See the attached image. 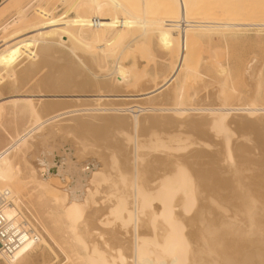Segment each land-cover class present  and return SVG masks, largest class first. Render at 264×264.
<instances>
[{"label":"bare ground","instance_id":"6f19581e","mask_svg":"<svg viewBox=\"0 0 264 264\" xmlns=\"http://www.w3.org/2000/svg\"><path fill=\"white\" fill-rule=\"evenodd\" d=\"M52 1L37 0L38 4L33 9L44 16L51 15L55 8L46 10L44 7ZM30 4L33 5L32 1ZM145 7L142 5L143 10ZM89 11V17L84 16L83 10L78 8L75 16H64L57 21L46 19L40 24L32 22L26 26L17 25L0 41L1 68H4L5 77L10 79L7 82L10 85L7 86L15 88L9 100L0 97L3 102L0 109L5 114L24 115L29 119L28 128L21 133L16 132L11 137L12 142L0 152V196L8 195L11 201V205L5 209L7 217L19 219L21 195L29 187L27 184L32 183L36 192L31 193H37V202L46 207V217L52 230L60 234L63 243L59 245L69 249L66 259L72 264H264L263 63L254 59L257 62L254 64H261L260 68L251 65L247 71L250 73L247 75L250 76L249 80L256 84L255 91L240 94L235 92L234 84L229 85L231 79L228 67L217 63L214 72L217 77L221 74L222 80L218 82L217 88L214 87L215 92L208 93L206 98L209 101L203 104L202 97L197 99L194 93L188 95L184 84L178 82L180 66L175 60L170 77L176 82L170 87L171 90L157 93L155 83L152 84V90L155 89L153 93L136 89L137 83L128 85L132 88L135 86V91L124 89L126 81L134 83L135 75L131 80V76H125V68L122 67L125 75L119 69L124 54L132 53L134 44L140 43V40L143 41L141 45L145 44L152 36L149 33L153 31L156 34L164 31L161 33L163 36H159L160 33L157 35L159 48L173 52L180 46L184 50L191 45L184 43L179 47L174 46L172 35L176 31L186 33L191 32L189 29H197V32L208 33V30L213 29L219 33L222 26L218 24L226 23L228 29L224 27L222 32L227 33L232 29L235 32L236 25H233L240 26L241 23H235L236 19L231 18L236 17L230 15L225 16L230 19H226L227 22L221 15L222 20L216 21L217 24L213 20H209L213 24L209 21L200 24L194 20L192 23H183L185 21L180 19L167 22L170 21L168 19L165 23H162L165 19H161L156 23L146 21L148 17L144 21L145 16H141L144 12L140 15L143 19L135 20L134 15L137 13L133 14L119 0H91ZM116 13L122 18L112 21ZM94 18L98 21H94ZM109 25L113 26L111 31H115L110 36ZM241 25L256 27L257 31L264 29V24L259 22ZM139 28L143 29L144 34L148 29L153 31L145 35L140 32L135 34ZM168 28L174 29L175 33L172 34V30L167 32ZM74 29H80V32L76 34ZM181 32L176 35L180 36ZM117 33L122 35L116 38L114 34ZM223 33L224 39L227 38ZM74 34L82 37L84 43L68 37ZM13 39L21 42L9 46L8 42ZM125 40L129 43L124 44ZM213 44L214 41L207 48ZM182 52H179L181 58ZM188 52L191 53L187 50L185 54ZM183 60L193 62L188 58V61ZM135 66H130L132 69L129 73ZM209 66L212 68V65ZM45 68L52 70L43 72ZM44 73L43 82L38 80L32 83ZM114 74H118L116 76L120 84L121 80H126L122 85L119 84L120 88L123 86L121 89L125 95L117 90L119 85L116 88V78H112ZM186 81L184 79L183 83ZM94 84L103 86L105 90H98ZM26 85H30V89L23 90ZM132 99L137 100V105L130 102ZM191 102L194 103L188 108ZM147 104L148 107H143ZM138 105L141 107L137 109L141 108L140 112H146L143 113L146 116L137 113L130 115V122L129 117L128 120L123 117L126 114L119 117L118 113H125ZM108 115L114 118L105 120ZM167 117H171V120ZM173 124L179 129L176 131L177 128L174 130L173 127L174 132H170L168 129L171 130ZM185 126H192L196 134L183 133L184 129L181 131V128ZM231 127H236V130ZM236 131L241 133L237 134L240 137L236 136ZM57 133L73 135L72 146L76 147L77 155L75 160L79 164L83 161L80 165L89 171L85 186L70 185L67 176L64 180L67 185L62 184L64 187L58 189L48 179L38 176L33 166L28 177L30 180L26 181L22 177L18 163L20 153L24 149L39 148L27 147L33 146L36 139L40 146L49 145L53 142L50 138L53 135L56 137ZM44 154L46 156V152ZM49 156L46 157L51 159ZM64 157L67 158L65 154ZM24 160L27 161L26 158ZM39 160L37 164H40V172L47 173L45 162ZM56 161L61 163L62 159L56 158ZM62 168L59 169L60 173ZM60 173L56 172L55 179L63 175ZM22 217L28 220L26 216ZM44 230V234L54 243L51 230ZM38 233L40 240L37 245L29 243L14 257L3 258L4 263L30 264L28 257L37 247H44L54 253L45 236Z\"/></svg>","mask_w":264,"mask_h":264},{"label":"rangeland","instance_id":"374dc122","mask_svg":"<svg viewBox=\"0 0 264 264\" xmlns=\"http://www.w3.org/2000/svg\"><path fill=\"white\" fill-rule=\"evenodd\" d=\"M31 1H32L33 5L30 4ZM33 1H35V2L33 3ZM119 1L126 8L127 7L130 8L133 11V14L137 13L136 15H138L139 17L137 16V18H138L137 19L136 15H134L135 20H139V19L141 20L144 18L143 20L145 21L146 18L148 17L146 20L148 22H156L157 23V22H160L161 19H162V21L165 19V21L162 22V23H165L168 19L170 21H167V22H171V19H174L175 21H176V19H178V20L180 19L182 21H185L183 23H189V22L192 23L194 20V21H196V23L201 22L203 24L204 22L208 23L209 20L210 21L213 20L212 22L221 21L222 19L226 20L227 18L225 16L230 15V16L236 17V18H234V17L231 18L229 16V18H231V19H234V20L236 19L235 23L236 22L238 23V21H239V23L246 24V25L247 24L251 25V23L253 25V23L255 24V22H256V24H258V22L261 24H264V0H171V1H169L170 3L167 2L168 0H153L155 2H153L152 0L151 1H149V0H119ZM160 1L162 2V4ZM90 2H91V0H63L62 2H60V0H53L52 3H50L49 6L44 7V9L50 10V9L55 8L54 13H52L51 15L44 16L40 12H35L33 9L38 4L37 0H0V35H1L0 41L3 40V38H5L7 35H9V33H11L14 30L13 28H15V26H17V25H19V27L21 25L26 26L27 24L32 23V22H38L40 24L42 21H44L46 19H52L54 21H57V20L62 19V17H64V16L65 17L66 16H69V17L75 16V15H77V9L78 8H81L83 10L84 16L89 17V16H91L90 11H89V3ZM146 2H147V4L145 7ZM171 2H173V3H171ZM190 4H192V6L193 5L194 6L190 7L191 6ZM142 5H144V7L146 9V10L144 9L145 11L143 10ZM178 5H181L182 7H180V6L178 7ZM183 5L184 6L186 5L187 7L186 6L183 7ZM196 5L198 7H195ZM200 10H201V12H199ZM143 12H144V14H142ZM116 15L115 14L113 15L112 21H119V18L120 19L122 18V16L119 13H116ZM140 15L142 17L143 16H145V17L142 18ZM114 16H115V18H114ZM220 16L222 19L220 18ZM93 17H97V16H93ZM95 20H97V19L94 18V21ZM174 20H172V22H174ZM227 20H230V19H227ZM227 20L224 22H227ZM234 20L232 22H234ZM177 22H181V21H177ZM212 22H210V23H212ZM217 23L218 22H216L215 24H217ZM221 24H218V25L222 26V29L219 28L221 31L217 29L219 31V33L213 29H210L211 32H210V30H208L209 31L208 33L207 32H201L199 29H198L199 32L196 31L197 29H195L194 31H193V29L192 30L189 29V31H191V32H188L186 30L187 31L186 33L181 32V31H179L177 33V31H176V34H179L180 32L182 33L179 36V35L174 34L175 33L174 29H169V28H168V30L166 29L167 32L168 31L170 32L172 30L173 33L172 32L171 33L174 34V35H172V37H174L173 38L174 46L177 45L179 47V45H181V44L188 43V45H190L189 43H191L190 47L188 46V48H186V49L184 48L185 51L182 48L183 46L179 47V49L182 48V50H180V51H179V49H177V46H176L175 48L177 50L174 49L173 52L171 50L173 48L169 49V51L171 50V52H167V50L163 49L162 47L159 48L157 35L159 33H160L159 36L162 35L161 33H163L164 31L162 32L161 31L162 29L159 28L161 32H158V34H156V32L153 31V29H150V31H153V33L152 32L149 33V34H152V36L150 37V40L147 39L148 41H146V43L145 44L143 43L142 45L140 44L142 40H140V43H138V44L135 43L134 44V48H135L134 51L135 52L134 51L133 52L129 51L132 53L126 52L124 54V56L127 53L128 54L125 57L123 56L124 59L121 62V64H119V67L121 66L119 68L120 71L123 72L124 71L123 68H125V71L127 72V74H129V75H127V74L125 75V72H123V74L126 77L131 76L130 78L132 80L133 75H135L134 79H133L134 83H129L130 81L128 82V81L123 79L124 81L121 80L122 83L120 84V79L119 78L117 79V76H116L118 74H114V75H112V78L113 77L116 78L115 79V84H117L116 88L119 84L122 85L126 81L128 83L125 82L126 86H125V84H123L124 89L127 88L128 91H130V92L135 91L133 89H135L136 87L134 86V88H132L131 85H133V84L136 85V83H137L136 89H138V90L139 89L140 90L145 89L151 93H153L152 91L155 90V89L152 90V88L154 86L156 87L157 90L159 89L158 91L156 90V93L160 92V91L163 92L164 90H169V89L171 90L172 88H170V87L174 84V81H175L170 77V74L172 72L171 67L175 62H177L178 65L180 66L179 72H178V74H179L178 82H180L181 84H184V86H185L184 90L188 95H193V93H194L196 95L197 99H200L202 97L201 103L203 104V103H206L209 101V99L206 98L208 96V93L212 94V92H215L214 87L216 86L215 88H217L218 82H220L222 80L221 74L217 77L215 74L216 71L214 72V70H215L214 67L215 66L218 67V65H217V63H218V64H222L225 68L228 67L227 69H228V73H229V76L231 79L229 85L233 86L232 84H234L233 87L236 89L235 90L236 93L238 92V94H240V93H246V92H254L256 89V84L253 83V81L251 82L249 80L250 76H247V75H250V73H248L250 66L251 65H257V64H254L256 61L260 60V62L263 63L262 65H264V29L261 28L262 30H258L259 31L258 32L257 30H255L256 27L255 28L254 27H251V28L247 27L248 28L247 29L246 27H244L241 24H240V26H238L239 24L238 25L234 24L233 26L236 25L235 26L236 28L238 26V28L240 27L242 29L237 28V30H235L236 28H234L235 32H232V30H233L232 29L231 31H228L227 33L226 32L223 33L222 32V31H224L223 28L224 27L226 28L227 24L226 23H224V25H221ZM225 24H226V26H225ZM229 24L230 23H228V25ZM218 25H215V26H218ZM107 27L109 28L108 35L109 36L113 35V33H115L114 30L111 31V28H113V26L111 27V25H109ZM244 28H245V30H244ZM139 29L136 30L137 32L135 31V34L140 32L139 34L145 35L149 31V29L148 30L145 29L146 31L145 30L144 31L146 33L144 34V32L142 31L143 29H140V30ZM159 29H157L156 31H158ZM214 29H216V28H214ZM226 29H228V28H226ZM226 29H225V31H226ZM74 31H76V34H77L78 31L80 32V29H74ZM182 31H184V30H182ZM171 33H169V34H171ZM221 33L225 34L227 38L224 39V37ZM76 34L68 35V37L71 40L80 41L81 43H84V42H82V40H83L82 37H80L79 35H76ZM119 34L117 33L114 35H116V38H119ZM125 34L129 35V33H126V32H125ZM131 34H134V33H131ZM149 34L147 35L148 37L150 36ZM153 34H155V36ZM220 34L222 35L223 40H222ZM227 34H229V35H227ZM121 35L122 34H120V36ZM142 35H139V36H142ZM153 36H154V38H152ZM145 38H146V36H145ZM128 39H129V37H128ZM175 40H177L176 42L178 44L177 43L175 44ZM213 41H214V44L211 45L210 48H207V46L209 44L213 43ZM20 42H21V40L13 39L10 42H8V44H9V46H16ZM219 42H221V43H219ZM128 43H129V41L127 42V40H125L124 44H128ZM89 46H91V44H89ZM192 47H194V48H192ZM199 48H201V49H199ZM187 50L190 52H191V50H193L192 52L193 53L195 52L194 53L195 55L193 54V56L196 57L194 60H193L194 57L191 56L192 52L191 53L188 52L189 54H187V53L185 54V52ZM197 50H199V51H197ZM178 51L179 52L183 51L182 52L183 58H181L182 55H180L181 53H179ZM209 51H211V52H209ZM196 53H198V54L196 55ZM175 55L178 57L179 56H181V57L178 58ZM187 58H188V60L192 59L190 61H193V62H191L193 65L190 62L187 63L186 61L183 60V59L187 60ZM196 59H197V61H196ZM174 60H175V62H174ZM209 60H212V61H209ZM205 61L206 62L208 61V62L204 63ZM115 62L116 61H114L113 66H115V64H116ZM185 62H186V64L190 63L191 65L190 64H189L190 66L186 65ZM252 62H253V64H251ZM208 64L212 65V68H210L211 66H209ZM260 65L258 64L257 66H259V68H260ZM130 66H135V69L133 68V70L131 72L134 74L129 73V70L131 68ZM1 67L2 66L0 64V97L4 100H6V99L9 100V96H12L11 95L12 91H14L15 88L14 87H10V88L8 87L10 85V83L8 85L7 82H10V79L5 77L6 73L4 72V68H1ZM126 68H128V71L126 70ZM47 70H48V72H47ZM51 70H50V68H45L43 72L49 73ZM84 70L86 71L85 68H84ZM90 70H92V69H90ZM93 70H94V72L93 71H91V72L95 73L96 72L95 69H93ZM134 70H135V72H134ZM262 70H263V73H262V99L264 102V66L262 67ZM185 72H186V75H185ZM217 73H218V71H217ZM45 75H46L45 73L43 74V76H42V74H40L39 77H37L38 79L36 78L37 81H32V83L33 82L34 83L39 82L38 80H41V79L44 80L45 78L43 79V77ZM149 76H150V79H149ZM145 77L148 78L149 82H147L148 80ZM109 78H110V76H109ZM170 78H171V80H170ZM126 79L129 80V78H126ZM184 79H185V81H186V79L188 81H186V83L185 82L183 83ZM42 80L40 82H43ZM145 80H147V81H145ZM154 83H155V85H154ZM129 84H131V85L128 86ZM158 84H160L161 87ZM120 85H119V88L117 90L122 91L121 88L123 86L120 88ZM138 85L141 88H139ZM147 85H149V86L147 87ZM94 86H95V84H94ZM94 86H93V89H94ZM95 87L100 91L105 90L103 86L100 87L99 85H97ZM99 87L101 89H99ZM27 88L30 89V85H26L23 90H26ZM129 89H131V90H129ZM206 93H207V95H205ZM125 94L126 93H124V95ZM135 101H137V100H133V101L130 100V102L132 104L134 103L133 105H137V103ZM2 103L3 102L1 101L0 107L3 105ZM193 103L192 102L189 103L190 105H188L187 107L191 108V104L193 105ZM102 104L105 105L104 102ZM132 104H131V106H132ZM103 105H101V106L103 107ZM148 106H149L148 104L143 105V107H148ZM105 107H107V106L105 105ZM134 107H135L134 109H133V107L132 108L129 107V108H131V110L126 111L125 113L124 112L118 113V114H120L119 117L121 116V114H123V115L126 114L127 118L125 117L126 115L123 117L125 118V120H128V117H129L128 121L130 122L132 120V119H130L131 118L130 115L141 114L143 116V113L146 114V112H142V113L140 112V111H142L141 108L137 109L138 107H141V106L138 105L137 107L136 106H134ZM2 110L3 109H0V152L3 149H5V147H7L12 142L11 137H13L16 134V132L21 133L26 128H28L27 126H29L28 117H26L24 115H13L12 113L5 114V113H3ZM135 111H138L139 113L135 112ZM134 112H135V114H134ZM144 116H146V115H144ZM107 117H108V119L105 117V120H109V119L111 120L112 118H114V116H110V118H109V115ZM170 118L171 117H167L166 119L171 120ZM234 119H236V118H234ZM238 119H240V118H238ZM128 121H126L127 124L129 123ZM131 124H132V122L129 125H131ZM175 125H178V124H175ZM233 126H234V124L232 125V127ZM173 127H174V124L171 127V130L170 129H168V130L170 132H172V131L174 132V130L177 127L175 126L174 130H172ZM188 127L189 128H187L185 126L184 128H181V131L184 129L182 131L183 133L187 132L186 134H191L194 132L196 134V131H193L194 128L192 126H188ZM125 128H127V127H125ZM129 128H130V126H129ZM190 128H193V129H190ZM178 129L179 128H177L176 131ZM232 129H234V131H235L236 127L232 128ZM190 130H192V131H190ZM130 131H131V129H130ZM235 133H236V136H239V137L241 136V135H237L240 133L239 131H236ZM61 134L62 133L56 134L57 139H59L58 141H56V137L53 135L50 138L51 141H53V142H50L49 145H45L46 147L42 146V145L40 146V143L36 139V142L33 141V143H34L33 146L29 145L27 147H39L40 149L39 148H37V149L30 148V149H26V150L24 149L20 153L18 163H19L20 169L22 171V177L26 181L30 180L28 177H29L30 170L32 169V166H33V168L35 167L34 169L37 171L38 176L40 175V177L42 176L44 179H48L50 181V183L58 189L64 187V186L62 187L61 185L65 184L67 182V181H64L65 177H67V176L69 177L68 183L71 182L69 184L72 186L73 185L74 186H77V185L85 186V184H87L86 182L89 178V175L87 173L89 171L86 168H82L83 166H81V165H82L83 161L80 162L81 165L76 162V160H77L75 158V157H77V155H75V153H76L75 148L76 147L72 146V141H73L72 136L73 135L69 136L71 134H64V135L62 134V136H63L62 137ZM139 134H141V133H139ZM53 137H55V139ZM60 141L63 143H61ZM48 143H49V141H48ZM52 143H54V144H52ZM56 144H59V145H56ZM59 146L61 148L60 150H59ZM37 150H38V152H37ZM44 150L46 152V156L50 155L52 157L51 158L49 156L51 159H49L45 156ZM48 150H49V152H48ZM58 150L60 151L61 154L59 153ZM62 150L65 152H63ZM27 151L32 152L31 153L32 155L30 154V152H27ZM50 151H52V152H50ZM55 152L56 153L58 152L57 156H60V155L61 156L57 157ZM27 154H28V156H27ZM37 154L39 156H37ZM41 154H44V156ZM51 154H53V155H51ZM58 154H60V155H58ZM64 154H65V156H67V158L64 157ZM35 155H36V157H35ZM72 155L74 156V158ZM29 156L34 157V158L31 157V158H33L32 160L35 164L31 162V158ZM23 158L24 159L26 158V160L29 162L25 161ZM35 158H38V159L35 160ZM39 158L41 160L43 159V161L45 162L44 164H45V167L47 168V173L40 172V170L38 168V166L40 167V164L39 165L37 164V162L40 161ZM56 158H61L62 162L58 163L56 161ZM89 159H91V157H89ZM22 160H24V161H22ZM46 160L50 161V163H48ZM78 162H79V159H78ZM22 163H24V165ZM28 163L30 164V166ZM67 164H68V166H67ZM60 168L63 169L61 173L59 170ZM55 170H56V172L58 171L60 174H63V175H60L61 177L59 176V179H58L59 181L57 179H55V176H57ZM49 176L50 177L53 176L54 178H50ZM27 185H29V187L27 186L26 190L24 191V194L21 195V204H22V205L20 204L21 211L27 217L28 221L30 223H32V225H34L38 229V231L41 232L42 235L45 236V237L44 236L43 237L49 242V244L51 245V248L54 249L53 250L54 253H53L44 247H37L34 250L33 254H31L28 257L27 261L30 264H72L71 261H68V259H66L67 256L69 255V249L67 247H65V245H59V244L63 243L62 239L60 237V234L52 230L50 222L48 221V219L46 217V214H45L46 207L40 205L37 202V199L35 196V195H37V193H31V192L35 191L33 184L28 183ZM66 185H67V183H66ZM22 199H25V200H22ZM37 216H38V218H37ZM45 228H47V229L49 228L51 230V233L53 234V236L55 238L54 243L58 242V244H56V243L54 244L53 241L51 242L50 238L48 236H46V234H44ZM0 264H5L3 258H0Z\"/></svg>","mask_w":264,"mask_h":264},{"label":"built area","instance_id":"2783aa9c","mask_svg":"<svg viewBox=\"0 0 264 264\" xmlns=\"http://www.w3.org/2000/svg\"><path fill=\"white\" fill-rule=\"evenodd\" d=\"M10 205L8 195L0 196V258L14 257L29 243L37 245L40 240L38 229L22 217V211L19 219L7 217L5 209Z\"/></svg>","mask_w":264,"mask_h":264}]
</instances>
